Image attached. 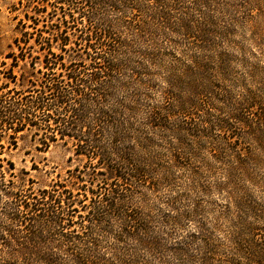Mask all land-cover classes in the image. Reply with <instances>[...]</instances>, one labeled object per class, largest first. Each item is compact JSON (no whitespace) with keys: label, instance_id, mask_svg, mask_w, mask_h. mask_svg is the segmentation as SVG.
<instances>
[{"label":"trees","instance_id":"obj_1","mask_svg":"<svg viewBox=\"0 0 264 264\" xmlns=\"http://www.w3.org/2000/svg\"><path fill=\"white\" fill-rule=\"evenodd\" d=\"M53 1L60 12L54 11L49 30L45 25L38 30L39 56L30 63L37 76L29 80L14 130L34 128L39 150L70 143L83 163L21 202L20 247L8 248L0 264H264V94L246 88L233 98L224 87L243 86L244 76L263 81L264 67L235 69L236 59L246 60L244 52L234 48L233 56L229 45L223 48L225 38L216 39L223 35L216 33L212 15L238 2L248 23L258 21L251 25L250 41L263 43L264 0ZM181 1L187 10L205 14L204 21L178 12ZM168 32L183 34L190 50L185 62L162 64L157 38ZM28 41L23 32L14 44ZM132 85L136 91L128 93ZM208 92L229 110L218 122L219 147L212 154L224 164V181L214 187L223 203L218 215L230 222L223 248L200 217L209 202H192L191 210L178 214L172 201L168 209L176 214L159 217L130 205L142 188L172 182L171 167L143 153L146 138L176 135L171 125L176 105L193 132L186 113L197 110ZM136 121L141 128H134ZM140 130L148 135L134 140ZM133 143L142 147L136 151ZM197 218L196 233L173 237L172 230Z\"/></svg>","mask_w":264,"mask_h":264},{"label":"rangeland","instance_id":"obj_2","mask_svg":"<svg viewBox=\"0 0 264 264\" xmlns=\"http://www.w3.org/2000/svg\"><path fill=\"white\" fill-rule=\"evenodd\" d=\"M237 3H232L235 5L232 9L224 8L218 14L212 15H216L213 25L217 29L216 33L223 35L216 36V39L225 38L223 48L229 45L228 50L233 56L237 55V52L231 51L234 48L243 50L246 60L242 64L238 59L234 61L235 69L242 73L243 68L249 69L254 63L264 67V42L255 45L250 41L251 25L256 22L258 24L257 18L248 23ZM188 6L187 2L181 1L177 11L186 12L188 17L198 20L197 22L204 21L205 14L187 10ZM55 10L60 12L53 0H0V262L8 248L18 250L20 247L16 240L19 232L23 230L19 223L21 217L18 218L23 211L21 202H30V199L26 198L35 197L40 189L56 179L57 174L65 177L67 170L83 163V157L74 155L70 143L63 146L62 142L58 141L46 150H39V137L34 136V128L14 130L21 114L22 98L30 86L29 80L33 81L37 76L30 63L39 56L35 43L38 30L43 29L44 25L49 30L48 26L56 22ZM183 16L180 14L178 18ZM117 17L113 15V18ZM173 20L175 21L174 17ZM23 32L29 34L27 46L21 42H18V46L15 45L14 41L22 39ZM43 36H47V33L43 32ZM184 39L183 34L170 32L158 36L159 53L164 55L162 64L178 59L181 63L185 62L190 50ZM136 60L138 58L132 61ZM134 68L133 63L127 67L124 77L127 78L129 70ZM150 72L156 71L151 69ZM244 78L241 87L225 84L224 87L231 97H239L246 88L256 87L264 94V80L255 83L258 78ZM157 83L155 82V85H158ZM159 85L156 91L161 90ZM133 86L127 88L128 93L136 91ZM156 91L153 90L152 93ZM202 99L203 101L197 104V110L186 113V119L192 124L193 132L187 131V127L183 125L184 114L176 105L171 122L172 128L177 130L176 135L159 132L146 138L148 147L144 148L143 153L158 156L164 166L171 167L172 182L160 184L156 190L142 188L131 199L130 205L154 216L158 214L159 217L187 212L192 209V202H201L203 206L209 202L210 206H206L200 217L212 239L223 248L229 244L230 222L218 215L223 203L214 187L224 181V164L215 162L212 154L215 152L213 150L219 147L218 122L229 110L222 99L215 96V92L206 93ZM152 100L156 102V95L153 94ZM7 122H11L12 127H9ZM135 124L134 128H141L139 121ZM140 132V136L134 140L148 135L145 130ZM133 147L137 151L142 146L133 143ZM156 179L155 175L154 180ZM202 188L209 189L207 195L201 193ZM172 201H176V213L168 209V204ZM201 219L184 221L180 228L172 230L177 234L173 237L196 233L197 220Z\"/></svg>","mask_w":264,"mask_h":264}]
</instances>
